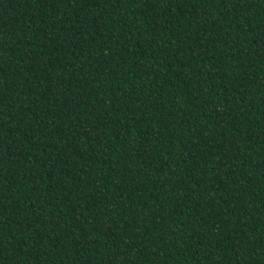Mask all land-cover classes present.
Wrapping results in <instances>:
<instances>
[{
	"label": "trees",
	"instance_id": "16d2710c",
	"mask_svg": "<svg viewBox=\"0 0 264 264\" xmlns=\"http://www.w3.org/2000/svg\"><path fill=\"white\" fill-rule=\"evenodd\" d=\"M0 264H264V0H0Z\"/></svg>",
	"mask_w": 264,
	"mask_h": 264
}]
</instances>
